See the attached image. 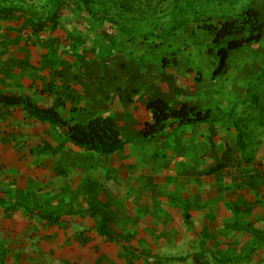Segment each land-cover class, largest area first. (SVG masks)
I'll list each match as a JSON object with an SVG mask.
<instances>
[{"label":"crops","instance_id":"1","mask_svg":"<svg viewBox=\"0 0 264 264\" xmlns=\"http://www.w3.org/2000/svg\"><path fill=\"white\" fill-rule=\"evenodd\" d=\"M12 48L0 47V92L26 94L58 111L64 107L67 121L113 117L130 145L100 164L77 155L66 162L71 146H60L58 135L47 136L48 125L23 109L0 106V159L6 165L0 176V264H156L179 258L177 248L190 256L206 249L224 260L264 247V143L247 162L230 110L211 109V123L168 127L160 138L145 140L152 100L207 110L181 81L188 77L172 71L157 76L151 60L143 74L138 67L129 74L115 66L123 74L111 76L104 89L73 57L31 55L26 66L21 56L10 55ZM35 133L48 149L4 143L22 136L30 143L38 139ZM102 197L107 201L100 202ZM16 204L36 215L7 210Z\"/></svg>","mask_w":264,"mask_h":264},{"label":"rangeland","instance_id":"2","mask_svg":"<svg viewBox=\"0 0 264 264\" xmlns=\"http://www.w3.org/2000/svg\"><path fill=\"white\" fill-rule=\"evenodd\" d=\"M248 5L259 11L264 21V0H231L226 4L217 0H0L1 8H17L26 14L0 21V47L7 52L13 47L10 55L21 56L19 60L26 66L30 63L24 59L29 60L31 55L53 60L54 57H73L78 66L84 65L92 71L100 86L106 85L104 89L109 87L111 76L117 79L123 74L115 66H122L129 74H135L138 67L143 74L146 62L152 60L155 75L164 77L167 71H172L188 77L186 82L181 81L199 96L202 107L214 113H218L219 108L226 112L243 99L248 84L259 78L264 66V37L256 45L233 52L226 73L215 78L218 56L216 51H211L215 48L213 35L203 26L210 17L233 16ZM57 10L60 13L57 25L48 24L50 28L43 36H32L29 18L45 21ZM5 50L3 54L8 55ZM124 58L126 63H121ZM42 66L39 63L38 69ZM129 80L126 83L131 85L132 79ZM157 84L161 87V79ZM63 109H60L62 118ZM30 129L35 132L34 127ZM35 134L38 139H30V143L25 142V136L8 138L4 143L48 149L49 143L40 140L39 133ZM262 152L264 158V147ZM69 155L84 160L91 158L98 164L101 160L106 162L107 158H117L113 154L104 157L72 146L64 154L65 161ZM44 196L47 198L50 194ZM100 199V202L107 201L104 197ZM261 248L257 253L232 257L234 264H264V247ZM181 249L182 252L178 248L173 250L174 256L186 258V262L176 264H192L189 253ZM200 253L212 254L206 249L197 254Z\"/></svg>","mask_w":264,"mask_h":264},{"label":"trees","instance_id":"3","mask_svg":"<svg viewBox=\"0 0 264 264\" xmlns=\"http://www.w3.org/2000/svg\"><path fill=\"white\" fill-rule=\"evenodd\" d=\"M217 1L226 4L231 0ZM63 3L68 4L67 1H63ZM60 7H62L61 4H59V10ZM17 15L23 16L25 11L17 8L0 7V21L9 20ZM59 16L60 13L57 10L45 21L29 19L30 32L33 35L44 33L50 28L49 25H57ZM203 28L213 35L215 48H212L211 51H216L218 56V64L213 74L215 78L226 73L233 52L256 45L264 37L262 14L251 5L244 7L240 13L233 16H222L214 19L210 17L206 20ZM0 106L23 109L28 118L48 125L47 136L58 135V139L63 140L60 146L69 145L87 152L112 155L123 151L130 145V142L123 138L117 121L110 116H96L85 123H77L72 120L65 121L60 111L39 104L26 94L0 92ZM147 110L152 120L144 124L142 133L145 140L149 141L160 138L168 127L179 128L214 121L211 109L199 110L188 105L173 108L163 99L150 101L147 104ZM228 116L233 120L237 131L239 147L247 162H250L253 159V152L256 151L255 148L264 142V66L257 81L248 84L243 99L232 106ZM0 120H3L1 114ZM6 129L4 128L2 131L5 132ZM5 169L6 165L0 159V176ZM19 209H24L28 216L36 215L33 209L25 207L23 204H16L7 208L8 211ZM98 229L102 236L114 241L112 235L101 226ZM162 261L163 259H159L156 264L162 263ZM164 261L185 263L186 258H166ZM191 261L192 264L235 263L233 259H217L215 256H208V253L195 254L191 256Z\"/></svg>","mask_w":264,"mask_h":264}]
</instances>
